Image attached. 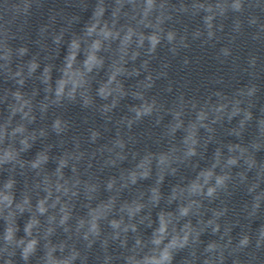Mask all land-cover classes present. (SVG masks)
<instances>
[{
  "label": "clouds",
  "instance_id": "9594fccd",
  "mask_svg": "<svg viewBox=\"0 0 264 264\" xmlns=\"http://www.w3.org/2000/svg\"><path fill=\"white\" fill-rule=\"evenodd\" d=\"M0 264H264V0H0Z\"/></svg>",
  "mask_w": 264,
  "mask_h": 264
},
{
  "label": "water",
  "instance_id": "95a60500",
  "mask_svg": "<svg viewBox=\"0 0 264 264\" xmlns=\"http://www.w3.org/2000/svg\"><path fill=\"white\" fill-rule=\"evenodd\" d=\"M89 12H90V10H89ZM87 14H88V13H86L85 16H86ZM62 55H63V52H61V56H62ZM57 62H59V61H57Z\"/></svg>",
  "mask_w": 264,
  "mask_h": 264
}]
</instances>
